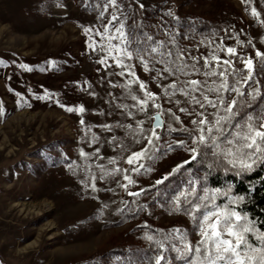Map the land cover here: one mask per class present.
Instances as JSON below:
<instances>
[{"label":"rangeland","instance_id":"rangeland-1","mask_svg":"<svg viewBox=\"0 0 264 264\" xmlns=\"http://www.w3.org/2000/svg\"><path fill=\"white\" fill-rule=\"evenodd\" d=\"M144 2L145 21L155 25L163 18L169 28L189 37L184 44L210 37L237 47L238 55L255 58L257 49L264 51V26L251 15V7H256L264 19V0H250L247 5L242 0ZM95 3L0 0V60L9 65L0 66V104L4 106L0 114V264H120L113 250L121 246L131 248L126 257L133 264H145L143 256L135 254L136 247L129 246L141 235L145 221L157 228L182 226L192 231L185 215L170 214L161 204L178 191L164 186L171 176L155 185L156 179L187 157L175 146L167 152L161 143L160 151L143 161L145 167L139 173L129 170L127 174L138 181L129 191L146 189L140 197L118 187L115 181L125 183L119 173L98 180L95 193L80 183L89 167L97 177L101 175L98 165L115 167L108 163L110 157L117 158L121 169L128 168L120 148L107 142L115 136L123 140L128 153L138 150L140 145L127 134L126 125L135 127V120L143 119V126L150 128L154 120L142 114L130 119L124 115L129 109L118 107L133 103L121 87L124 78L111 77L116 87L107 80L101 82L105 73L97 71L101 66L86 48L83 32L85 26H97ZM169 11L176 19L167 15ZM195 20L206 31L193 35L190 23ZM236 39L244 43L237 45ZM249 40L255 47L246 43ZM205 50L201 46V52ZM21 63L31 71L21 69ZM45 89L51 99L38 98ZM80 105L85 113L67 111ZM157 131L165 140L174 137L165 127ZM93 134L99 137L96 143H92ZM96 148L101 149L98 156L85 160L79 155L81 149L94 153ZM133 201L146 204L148 210H138Z\"/></svg>","mask_w":264,"mask_h":264},{"label":"snow or ice","instance_id":"snow-or-ice-1","mask_svg":"<svg viewBox=\"0 0 264 264\" xmlns=\"http://www.w3.org/2000/svg\"><path fill=\"white\" fill-rule=\"evenodd\" d=\"M82 3L88 5L90 0ZM242 3L250 4V0ZM94 8L97 26H85L83 32L86 48L95 53L96 63L101 66L97 71L105 73L101 82L107 80L116 87L111 77L124 78L121 87L133 103L130 106L121 103L118 107L128 108L124 115L130 119L136 114L154 119V126L145 128L143 119H136L135 127L127 124V134L140 145L138 150L128 153L123 140L115 136L107 143L120 148L124 153L120 158L129 167L121 169L117 158L110 157L108 163L115 167L106 169L98 165L99 177L89 167L80 183L85 190L95 193L99 191L98 180L119 173L125 183L115 181L118 187L131 197H140L146 189L129 191V186L138 184L127 174L129 170L139 173L145 167L143 161L152 159L160 151L161 143L167 152L175 146L187 157L156 179L155 185H162L170 176L185 170V165L196 162L203 167V171L195 173L188 169L184 186L161 202L170 214L185 215L193 227L191 233L174 227L160 238L145 231L144 238L155 243L158 249L149 264H264V209L260 215L248 210L257 184H250L245 194H239L231 182L222 187L209 183V177L217 172L243 181L253 173L264 171V79L256 78H264V51L257 49L255 58L238 55L237 47L210 37L184 44L189 37L178 29H170L163 18L155 25L145 21L144 0H96ZM167 15L176 19L171 11ZM251 15L264 26L256 7H251ZM235 43L244 42L236 39ZM246 43L255 47L250 40ZM201 46L206 49L204 52ZM237 60L242 69L237 66ZM0 66L9 65L0 60ZM19 67L31 71L27 64L21 63ZM51 97L45 89L44 96L38 98ZM165 105H169L167 132H179L183 136L165 140L157 131L165 124ZM67 111L83 114L86 109L80 105ZM3 112L4 106L0 104V114ZM80 123L85 121L81 119ZM102 127L112 131L108 124ZM98 140L93 134L92 143ZM100 151L96 148L94 153H87L81 149L79 155L87 160L98 156ZM256 180L264 188V175L257 176ZM133 203L138 210H148L146 204ZM141 227L147 229V221ZM166 251L172 255H166ZM128 264L133 262L130 260Z\"/></svg>","mask_w":264,"mask_h":264},{"label":"trees","instance_id":"trees-1","mask_svg":"<svg viewBox=\"0 0 264 264\" xmlns=\"http://www.w3.org/2000/svg\"><path fill=\"white\" fill-rule=\"evenodd\" d=\"M145 20L146 17L144 16ZM170 29H175L170 28ZM153 30V29H151ZM203 31H206V28L199 23V21H192L190 23V32L193 35H199L201 34ZM195 37V36H194ZM160 38H163L162 36ZM258 63V61H257ZM257 78V77H256ZM261 78V77H259ZM165 120V124L163 127H165V129H167V123H168V117L166 114V110H165V116L163 117ZM173 136H183V133H179V132H175V133H171ZM185 170H182L179 173H176L174 175L171 176L170 181L167 182V184L165 183L164 186L169 187V188H175V189H180L184 186V183L189 175V171L188 169L191 170V172L195 173L198 170L199 171H203V167L196 162L191 163L190 165H185L184 166ZM260 175H264V171H258L256 173H253L252 176L247 177L245 180L241 181L237 178H234L231 174L225 175L222 172H217V173H213L210 177H209V183L212 186H218V187H222L225 184L231 182L233 184H235V191L239 194H245L248 190V187L250 184H257V191L251 195L250 197V203L248 204V210H250L254 215H260V210L264 209V188H260L258 185V181L256 180L257 176ZM180 228L182 231H185L186 229H184L182 226H175ZM174 227H171L169 229L166 228H161V227H153V226H149L147 229H142L141 228V235L136 238V241H133L132 243H130V247L135 246L136 250H135V254L138 255H142L145 261V264H149V261L152 259V257L156 254V252L158 251L155 243H150L149 241H147L144 238V232L145 231H149L153 234H156L158 238L162 237L163 234L169 230H171ZM188 231V229H187ZM189 232V231H188ZM167 243V242H166ZM129 248V247H127ZM128 251H131V248L129 249H124V246L118 247L116 249L113 250V252L117 257H119L120 259L118 260L120 264H128V261H130V259H128L126 256H128ZM166 255H172L171 253H168L166 251L165 253ZM107 255L102 256L101 258H106ZM106 264V262L104 263Z\"/></svg>","mask_w":264,"mask_h":264},{"label":"water","instance_id":"water-1","mask_svg":"<svg viewBox=\"0 0 264 264\" xmlns=\"http://www.w3.org/2000/svg\"><path fill=\"white\" fill-rule=\"evenodd\" d=\"M153 126H154V120H153Z\"/></svg>","mask_w":264,"mask_h":264}]
</instances>
